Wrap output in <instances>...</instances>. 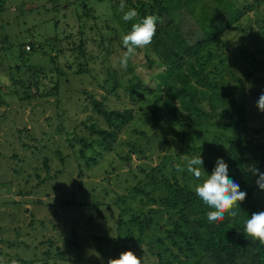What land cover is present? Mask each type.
<instances>
[{"label":"rangeland","instance_id":"rangeland-1","mask_svg":"<svg viewBox=\"0 0 264 264\" xmlns=\"http://www.w3.org/2000/svg\"><path fill=\"white\" fill-rule=\"evenodd\" d=\"M141 1L147 6L153 2ZM120 3L121 0H0L1 264H13L10 260L19 264L14 260L20 255L36 261L33 264H42L43 252L49 245L43 242L48 239L65 252L67 260L60 259L58 264H73L80 251L66 238L73 236L74 227L82 242L80 248L83 252L90 250L91 257L97 259V241L92 233H104L112 222L100 224L93 208L63 206L64 199H71L77 191L84 201L92 202V196L98 195L106 202L113 194L110 189L122 191L114 182L121 183L126 177L131 190L126 195L138 194L130 200L131 206L145 210L147 204L138 200L144 196L133 189L137 184L133 182V172L146 188L151 187L147 174L154 166H158L159 175L176 177L194 187L199 181L186 171L187 160L201 154L206 171L201 180L211 174L220 158L216 151L229 148L231 139L246 135L236 121L237 115L249 117L248 123L253 126L250 135L264 125V112L256 106L264 93L260 61L264 59V0L195 2L193 18L221 39L214 40L209 47L212 56L206 57L208 71L224 87L218 93L223 107L216 111L215 119L219 121L225 112L235 118L233 126L185 129L192 135L186 138L171 120L173 102L168 103L163 95L158 106L154 103L161 94L155 74L162 68L148 65L146 56L152 52L146 47L138 48L128 61L130 67L120 65L126 54L122 37L130 31L128 21L122 18ZM124 4V11L131 8L138 14L132 23L140 21V2L124 0ZM247 5L255 7L250 11ZM235 8L243 9L241 17H234ZM26 43L33 44L32 51L26 49ZM80 44L82 52L76 49ZM209 52L204 50L205 55ZM244 84L246 90L241 89ZM132 85H137L141 94L135 100L127 89ZM88 92L98 98L107 95V104L112 108H133L135 118L118 132L111 149L98 143L92 147L78 143V138L91 137L88 126L92 123L108 128L105 119L91 109ZM211 100L212 97L203 101L205 108H211ZM153 110L157 121L149 118ZM181 138L194 140L195 150L189 148L178 154ZM58 152L63 153L62 158ZM254 163L246 152L245 169ZM79 167L86 169L84 176H79ZM117 172L120 178H116ZM81 179L93 183H86L85 189L79 191L77 180ZM106 187L109 189L105 191ZM91 214L94 220L89 224ZM167 217L164 211L157 219V233L164 228ZM146 243L135 251L148 249ZM53 250L56 252V247ZM109 257L103 255V259ZM153 258L142 257V264H156L158 258ZM50 262L54 264L53 259Z\"/></svg>","mask_w":264,"mask_h":264},{"label":"trees","instance_id":"trees-1","mask_svg":"<svg viewBox=\"0 0 264 264\" xmlns=\"http://www.w3.org/2000/svg\"><path fill=\"white\" fill-rule=\"evenodd\" d=\"M138 1L141 5L140 20L148 14H155L159 17L153 41L148 48L146 47L153 54L146 56L148 65L151 68L158 65L162 68L158 74H155L159 81L161 94L156 96L154 103L158 106L163 95L167 96L168 103L173 102L174 106L170 110L171 120L173 125L179 126L185 138L192 136L190 131L186 134L185 129L220 124L233 126L232 120L235 117L227 112L221 115L220 123L215 119L216 111L223 107L218 93L219 89H224V87L208 71L206 57L212 56L209 47L214 40L221 39L216 38L215 32L208 29V26L204 27L193 18V6L199 0H153L150 6L141 0ZM254 7L246 6L250 11ZM235 10L231 12L235 11L234 17H241L243 9L235 8ZM188 16L191 17L187 20ZM132 24V21H128L127 29H131ZM26 45H30V51L33 50L32 43H26ZM82 45L76 48L81 49L80 52L83 50ZM205 49L210 51L206 55L204 54ZM213 54L215 55V52ZM223 60L222 58L221 61ZM260 61L261 68H264V59ZM128 66L130 67V64ZM245 77L248 78V75L245 74ZM240 83L243 84L241 79ZM127 89L133 100L141 95L137 85L128 86ZM241 89L246 90L247 86L244 84ZM112 90H116V87ZM211 97V108L207 109L203 101ZM87 99L90 100L91 109L105 119L108 128L98 127L92 123L88 126L91 130V137L78 138V143L83 144L84 147H92L93 143H98L111 149L118 132L135 118L133 108H112L107 104V95L98 98L94 93L88 92ZM149 118L158 120L155 110ZM248 119V116L242 118L237 115L236 121L246 135L231 139L229 148L216 151L217 155L227 163L229 178L239 184L241 191L247 193L246 199L237 203L233 209L237 212L235 217L226 214L223 221L210 223L207 213L212 209L195 194L194 187L180 182L176 177L171 179L163 173L159 175L158 166H154L147 174V178L151 180L149 181L150 188L144 187L138 174L133 172V182H137L133 189L144 196L138 200L147 204L145 210H137L131 206L130 200L138 194L126 195L128 192L131 193L130 185H127L129 181H125L126 177L121 183L114 182L122 191L110 189L113 194L109 195L106 202L98 199V195L92 196V202L84 201L77 191L71 199L63 200V206L93 208L100 218V224L105 222L106 225L112 222V227H105L104 233H92L97 241V259L91 257L90 250L83 252L80 248L82 242L79 240L78 230L76 227L71 230L73 236L67 237L66 241L74 244L80 251L76 259H71L72 263L107 264L108 258L103 259V255L116 258L120 252L131 249L141 259L142 257L150 260L153 257L158 258L156 264H264V244L244 233V221L253 213L264 211V190H261L256 183L258 176L248 172L243 164L244 155L248 152L255 161L254 165L264 172V125L255 129L250 135L249 130L253 126L249 125ZM93 136H98V138L92 139ZM163 141L168 143L164 137ZM193 141L181 138L182 144L177 153L182 154L189 148L195 150L197 146ZM83 148L80 150L84 154ZM62 155V152H58L60 158ZM92 161L96 162L95 159ZM47 170L49 171L48 164ZM142 171L147 172L144 169ZM85 172V168L79 167L80 177L84 176ZM59 173L60 171L56 172V174ZM120 177L117 172L116 178ZM77 182L79 191L85 189L86 183H93L82 179ZM107 189L109 187H106L105 191ZM164 211L168 212V217L163 224L164 228L157 233V225L159 226L160 222L156 223V221L162 217ZM88 218L89 224H92L94 216L91 214ZM77 222L73 221L74 224ZM134 236L137 237L134 238ZM145 241H147L148 249L143 248L137 253L135 249ZM43 243H49V245L48 249L43 252L44 262L42 264H51V259L54 260V264H58L60 259L67 260L65 252L61 251L57 242L48 239ZM53 247H56V252ZM14 261L19 264L36 262L27 257L23 258L22 255ZM8 262L13 263V260Z\"/></svg>","mask_w":264,"mask_h":264},{"label":"clouds","instance_id":"clouds-1","mask_svg":"<svg viewBox=\"0 0 264 264\" xmlns=\"http://www.w3.org/2000/svg\"><path fill=\"white\" fill-rule=\"evenodd\" d=\"M124 0H121L120 10L124 13V21H132L137 17L135 9L124 11ZM159 17L155 14H148L142 20L131 25L127 34L123 35L122 43L126 49V54L120 60L121 67L126 68L129 59H131L138 48H144L150 45L157 31V22ZM257 108L264 112V93L257 100ZM203 159L201 154L189 158L185 168L199 183L195 184V194L207 205L211 211L207 213V219L210 223L223 221L225 215L232 217L237 215L233 211L237 203L246 199L247 193L240 190L237 182L229 178L227 163L222 158H217L215 167L211 174L201 180L205 175V169L202 167ZM253 175L258 176L256 181L258 187L264 190V172H261L254 164L247 168ZM244 233L247 236L258 240L264 244V211L255 212L250 218L244 221ZM15 264V262H13ZM107 264H142L141 258L138 257L131 249L119 253L118 257L107 259Z\"/></svg>","mask_w":264,"mask_h":264},{"label":"built area","instance_id":"built-area-1","mask_svg":"<svg viewBox=\"0 0 264 264\" xmlns=\"http://www.w3.org/2000/svg\"><path fill=\"white\" fill-rule=\"evenodd\" d=\"M27 50H31L30 45H26Z\"/></svg>","mask_w":264,"mask_h":264}]
</instances>
